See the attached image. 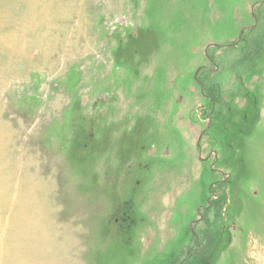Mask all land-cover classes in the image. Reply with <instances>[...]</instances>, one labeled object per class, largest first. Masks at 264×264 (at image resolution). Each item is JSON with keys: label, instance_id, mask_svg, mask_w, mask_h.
<instances>
[{"label": "rangeland", "instance_id": "rangeland-1", "mask_svg": "<svg viewBox=\"0 0 264 264\" xmlns=\"http://www.w3.org/2000/svg\"><path fill=\"white\" fill-rule=\"evenodd\" d=\"M0 264H264V0H0Z\"/></svg>", "mask_w": 264, "mask_h": 264}, {"label": "trees", "instance_id": "trees-1", "mask_svg": "<svg viewBox=\"0 0 264 264\" xmlns=\"http://www.w3.org/2000/svg\"><path fill=\"white\" fill-rule=\"evenodd\" d=\"M216 232V231H215Z\"/></svg>", "mask_w": 264, "mask_h": 264}]
</instances>
